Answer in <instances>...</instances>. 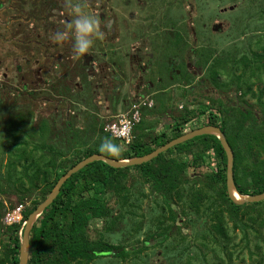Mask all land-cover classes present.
<instances>
[{
  "label": "trees",
  "instance_id": "16d2710c",
  "mask_svg": "<svg viewBox=\"0 0 264 264\" xmlns=\"http://www.w3.org/2000/svg\"><path fill=\"white\" fill-rule=\"evenodd\" d=\"M256 44L255 49L240 56L216 55L214 61L204 56L210 82L223 91L236 89L238 102L214 99L209 110L204 105L191 109L186 106L166 130L141 131L119 152L105 144L110 140L119 146L118 138L98 128L97 144L67 155L51 143L52 129L46 120L33 123L32 112L11 114L6 129H0V171L5 168V176L0 179L4 178L20 199L35 191L40 196L22 210V222L11 224H5L2 218L14 206L5 207L0 202V228H4L0 264L20 263L23 222L69 168L93 153L115 159L149 153L183 134L185 124L197 115H206L204 125L219 126L232 147L236 189L241 194L263 192L264 40L259 38ZM4 151L8 154L5 163ZM151 193L158 213L152 221L153 229L149 228L143 240L132 234L143 229V221L135 219L128 235L136 239L134 243H114L105 237L103 233L122 231L137 216L138 199ZM94 220H103V233L90 232ZM199 220L204 224L196 230V240L191 241L183 227L194 226ZM152 241L169 254L171 264H235L236 259L242 262L246 258L250 264L264 263V200L243 204L231 200L227 154L217 135H197L141 164L113 167L95 160L73 173L32 226L28 264H92L102 257L123 264L130 256L139 258L144 249L152 247Z\"/></svg>",
  "mask_w": 264,
  "mask_h": 264
},
{
  "label": "rangeland",
  "instance_id": "374dc122",
  "mask_svg": "<svg viewBox=\"0 0 264 264\" xmlns=\"http://www.w3.org/2000/svg\"><path fill=\"white\" fill-rule=\"evenodd\" d=\"M77 6L98 21L102 33L93 37L89 53L83 56L74 53V29L69 28ZM57 32L66 39L56 41ZM259 38L264 40V0H0V129H6L11 114L32 112L35 121L31 122L49 123L51 143L73 155L74 150L97 144L98 128L107 132L105 125L124 114L134 122L129 142L118 139L119 147L125 149L141 131L166 130L186 106L204 105L209 110L214 99L238 102L236 89L223 91L210 82L204 56L211 61L216 55L240 56L255 49ZM136 56L155 61L149 63L147 74L132 66ZM141 71L144 74L139 75ZM205 121L206 115H197L185 124L184 133ZM7 157L4 151V163ZM4 172L3 167L1 177ZM15 191L0 179V202L14 206L2 218L5 224L22 222V210L40 196L35 191L20 199ZM154 199L152 193L138 199L137 216L122 231L103 233V220H94L90 232L99 230L114 243L132 244L136 239L128 235L135 219L143 221V229L132 234L143 240L158 213ZM18 207L21 219L6 218ZM203 224L199 220L183 227L188 239L195 241V232ZM149 244L152 247L144 249L139 258L130 256L123 264H171L164 248L155 241ZM234 263L250 264V260ZM92 264L117 261L102 257Z\"/></svg>",
  "mask_w": 264,
  "mask_h": 264
},
{
  "label": "water",
  "instance_id": "95a60500",
  "mask_svg": "<svg viewBox=\"0 0 264 264\" xmlns=\"http://www.w3.org/2000/svg\"><path fill=\"white\" fill-rule=\"evenodd\" d=\"M202 134H215L221 140V143L227 154V190L228 195L231 200L237 204H243L245 202H254L264 200V191L257 194H241L235 187L234 181V152L232 147L230 146L228 140L226 139L224 133L220 129L219 126L213 124L203 125L201 127L195 128L191 131L185 132L180 136L173 138L172 140L166 142L163 145L158 146L154 150L149 153H146L141 156H136L132 158H124V159H115L111 156H108L103 153H93L86 158L80 160L75 165L67 170L57 181L56 185L49 193L47 198L43 200L34 211H32L28 218L25 220L24 231L21 239V249H20V263L19 264H28L29 252H30V233L33 224L37 220V218L43 213L45 208L50 205L63 185V183L75 172L86 166L88 163L93 162L95 160H103L109 165L113 167H125L135 164H141L143 162L149 161L156 156H158L161 152L166 151L168 148L175 146L179 143H182L188 139H191L197 135ZM234 189L237 190L240 196H236L234 194Z\"/></svg>",
  "mask_w": 264,
  "mask_h": 264
},
{
  "label": "clouds",
  "instance_id": "9594fccd",
  "mask_svg": "<svg viewBox=\"0 0 264 264\" xmlns=\"http://www.w3.org/2000/svg\"><path fill=\"white\" fill-rule=\"evenodd\" d=\"M74 12L76 18L69 24V28L74 29L73 51L77 56H83L85 53H89V49L93 44V37H99L102 33L99 32L98 21L93 16L83 14L78 6L74 8ZM54 39L61 41L66 37L64 33L57 32ZM105 144L108 147H114L117 152L120 151V147L112 145L110 140H107Z\"/></svg>",
  "mask_w": 264,
  "mask_h": 264
},
{
  "label": "built area",
  "instance_id": "2783aa9c",
  "mask_svg": "<svg viewBox=\"0 0 264 264\" xmlns=\"http://www.w3.org/2000/svg\"><path fill=\"white\" fill-rule=\"evenodd\" d=\"M133 123L134 122L132 118H127L126 115L122 114L120 115L119 120L113 119L109 121L105 125V130L109 132L112 136L118 139H122L126 142H129V140L132 138L131 131H132ZM14 215H16V218L13 217ZM20 216H21V207H18L13 212H8L6 218H10V220L12 218L15 220V219H21Z\"/></svg>",
  "mask_w": 264,
  "mask_h": 264
},
{
  "label": "flooded vegetation",
  "instance_id": "af4514ba",
  "mask_svg": "<svg viewBox=\"0 0 264 264\" xmlns=\"http://www.w3.org/2000/svg\"><path fill=\"white\" fill-rule=\"evenodd\" d=\"M121 42H122V39H121V37H120V43L118 44V47H121V46H119L120 44H121ZM104 45H102V47H101V49H104L105 50V47H103ZM134 47L136 46V44H134L133 45ZM134 57H135V53L134 54H132ZM136 58L137 59H133L132 61H133V64H132V66L133 67H135V68H137V69H139V68H141V70H145V72H146V74L148 73V66H149V63L150 62H155V61H150L149 62V57H148V59L147 60H145L144 58H140L139 59V56H136ZM140 70V69H139ZM152 72V71H151ZM149 73H150V71H149ZM142 75V74H144V73H142V71H141V73H139V75ZM147 77H148V75H147ZM147 77H146V80H147V82H149V80L150 79H147ZM151 81V80H150Z\"/></svg>",
  "mask_w": 264,
  "mask_h": 264
},
{
  "label": "bare ground",
  "instance_id": "6f19581e",
  "mask_svg": "<svg viewBox=\"0 0 264 264\" xmlns=\"http://www.w3.org/2000/svg\"><path fill=\"white\" fill-rule=\"evenodd\" d=\"M234 194H235L236 196H240L236 189H234Z\"/></svg>",
  "mask_w": 264,
  "mask_h": 264
}]
</instances>
